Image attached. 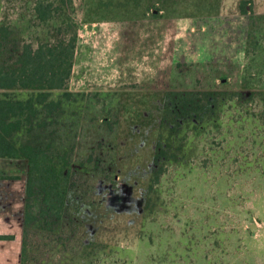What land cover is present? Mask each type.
<instances>
[{
  "label": "rangeland",
  "instance_id": "obj_1",
  "mask_svg": "<svg viewBox=\"0 0 264 264\" xmlns=\"http://www.w3.org/2000/svg\"><path fill=\"white\" fill-rule=\"evenodd\" d=\"M37 1L0 0V66L79 37L64 88H0L49 91L12 138L68 178L61 215L32 191L24 263L264 264V0Z\"/></svg>",
  "mask_w": 264,
  "mask_h": 264
},
{
  "label": "trees",
  "instance_id": "obj_2",
  "mask_svg": "<svg viewBox=\"0 0 264 264\" xmlns=\"http://www.w3.org/2000/svg\"><path fill=\"white\" fill-rule=\"evenodd\" d=\"M58 2L60 6L56 7V12L64 11L73 21L76 12L74 0H38L36 3L38 15L48 19L58 17L62 13H53V5ZM244 3L245 1L242 5ZM2 30L4 31V28ZM78 37L77 31L71 35L67 47L62 48L63 50L68 48V54H65L62 60L59 57L65 52L59 50L60 52L55 55L54 51L61 49L65 40L56 45L42 43L38 47L27 43L19 56L18 67L9 69L4 64L0 66V88H14L18 85L36 89L64 88L71 74L72 58ZM46 48L50 50V53ZM49 94V91L41 90L26 99H15L3 97L0 91V156L22 157L29 161L25 211V222L27 223L31 221L30 197L35 186L39 184L38 181L43 189L44 205L61 215L65 204L68 178L63 180L61 177L64 168L48 161L39 147L30 143H18L12 138L14 131L22 126V119L24 117L31 119L32 115H37L38 105L44 104ZM13 117L16 119L13 120ZM3 237L7 236L0 235V238ZM25 252L26 240L23 245L22 264H25Z\"/></svg>",
  "mask_w": 264,
  "mask_h": 264
},
{
  "label": "crops",
  "instance_id": "obj_3",
  "mask_svg": "<svg viewBox=\"0 0 264 264\" xmlns=\"http://www.w3.org/2000/svg\"><path fill=\"white\" fill-rule=\"evenodd\" d=\"M29 161L0 156V264H22Z\"/></svg>",
  "mask_w": 264,
  "mask_h": 264
}]
</instances>
